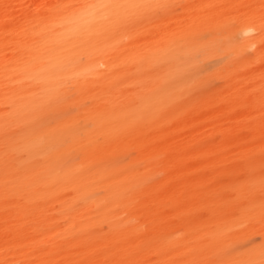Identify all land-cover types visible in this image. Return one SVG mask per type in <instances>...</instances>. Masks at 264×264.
Returning <instances> with one entry per match:
<instances>
[{"label":"bare ground","instance_id":"bare-ground-1","mask_svg":"<svg viewBox=\"0 0 264 264\" xmlns=\"http://www.w3.org/2000/svg\"><path fill=\"white\" fill-rule=\"evenodd\" d=\"M0 264H264V0H0Z\"/></svg>","mask_w":264,"mask_h":264}]
</instances>
